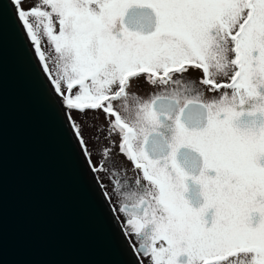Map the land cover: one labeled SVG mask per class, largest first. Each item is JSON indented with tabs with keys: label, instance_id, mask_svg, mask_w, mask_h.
Wrapping results in <instances>:
<instances>
[{
	"label": "snow or ice",
	"instance_id": "1",
	"mask_svg": "<svg viewBox=\"0 0 264 264\" xmlns=\"http://www.w3.org/2000/svg\"><path fill=\"white\" fill-rule=\"evenodd\" d=\"M5 2L134 264H264V0Z\"/></svg>",
	"mask_w": 264,
	"mask_h": 264
},
{
	"label": "water",
	"instance_id": "2",
	"mask_svg": "<svg viewBox=\"0 0 264 264\" xmlns=\"http://www.w3.org/2000/svg\"><path fill=\"white\" fill-rule=\"evenodd\" d=\"M10 8H0V264H134Z\"/></svg>",
	"mask_w": 264,
	"mask_h": 264
},
{
	"label": "flooded vegetation",
	"instance_id": "3",
	"mask_svg": "<svg viewBox=\"0 0 264 264\" xmlns=\"http://www.w3.org/2000/svg\"><path fill=\"white\" fill-rule=\"evenodd\" d=\"M85 137L86 138L88 137L86 131H85ZM86 155H88V154L86 153ZM99 159H100L99 156L93 155V160H99ZM92 168H93V170H94V172H95L106 196L111 197L112 185L115 183V181L118 179V177L117 176H109L106 174V172L104 170H97V165H95V164H93ZM130 168H131V165H129V169ZM127 175L129 177H132L133 173L131 171H128ZM110 181H111V183H110ZM111 203H112L113 208H114L115 203H116L114 198L111 199ZM115 214L117 217L119 216V213H115Z\"/></svg>",
	"mask_w": 264,
	"mask_h": 264
},
{
	"label": "rangeland",
	"instance_id": "4",
	"mask_svg": "<svg viewBox=\"0 0 264 264\" xmlns=\"http://www.w3.org/2000/svg\"><path fill=\"white\" fill-rule=\"evenodd\" d=\"M101 119H102V117H101ZM85 131L87 132V135L89 136L95 131V129H89V128L86 127Z\"/></svg>",
	"mask_w": 264,
	"mask_h": 264
},
{
	"label": "bare ground",
	"instance_id": "5",
	"mask_svg": "<svg viewBox=\"0 0 264 264\" xmlns=\"http://www.w3.org/2000/svg\"><path fill=\"white\" fill-rule=\"evenodd\" d=\"M106 195V194H105Z\"/></svg>",
	"mask_w": 264,
	"mask_h": 264
}]
</instances>
